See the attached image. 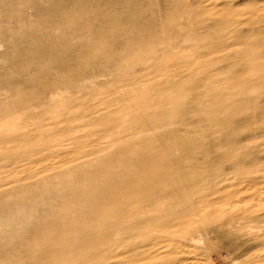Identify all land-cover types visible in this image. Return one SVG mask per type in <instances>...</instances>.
<instances>
[{
	"label": "rangeland",
	"instance_id": "rangeland-1",
	"mask_svg": "<svg viewBox=\"0 0 264 264\" xmlns=\"http://www.w3.org/2000/svg\"><path fill=\"white\" fill-rule=\"evenodd\" d=\"M0 264H264V0H0Z\"/></svg>",
	"mask_w": 264,
	"mask_h": 264
},
{
	"label": "bare ground",
	"instance_id": "bare-ground-1",
	"mask_svg": "<svg viewBox=\"0 0 264 264\" xmlns=\"http://www.w3.org/2000/svg\"><path fill=\"white\" fill-rule=\"evenodd\" d=\"M173 168V167H172ZM174 168H175V166H174ZM177 168V167H176ZM182 168V167H181ZM172 170V169H171ZM182 170V169H181ZM183 172V171H182ZM186 174V173H185ZM185 176V175H184ZM176 177V176H175ZM164 179H165V177H163ZM162 179V178H161ZM162 181V180H161ZM163 182V181H162ZM161 183V182H160ZM165 184H166V182H165ZM162 185V184H161ZM116 185H114V187H115ZM164 186V185H163ZM117 187V186H116ZM110 191V190H109ZM185 192V191H184ZM162 201V200H161ZM157 203V202H156ZM200 208V207H199ZM196 207H192V212H195L196 210ZM159 210V209H158ZM160 211V210H159ZM202 211V210H201ZM201 211H199L200 213H198V214H196V213H193V217H194V219H192L193 221H191L190 222V224L189 225H191V226H193V227H197V226H200V225H202V224H205V223H207V222H210V221H212V220H215L216 218H218V217H220V212H221V210H215V211H213L212 213L210 212L209 214L208 213H206V212H201ZM225 212V211H224ZM200 214H202V215H200ZM160 215V214H159ZM89 217H91V216H89ZM93 217V216H92ZM192 217V218H193ZM223 217V216H222ZM112 219H113V217H111ZM158 218V217H157ZM115 219V218H114ZM161 219V218H160ZM111 220V219H110ZM158 220V219H157ZM159 221V220H158ZM229 222V221H228ZM185 227H186V225H185ZM214 227V226H213ZM187 229V228H186ZM185 229V230H186ZM191 229V228H190ZM213 229V228H212ZM212 230L211 229H204L202 232H204V233H206V232H211ZM203 233V234H204ZM221 233V232H220ZM167 234V233H166ZM208 235V234H207ZM194 237V236H193ZM200 237V236H199ZM195 238V237H194ZM200 239V238H199ZM187 246L189 245V244H186ZM95 246V245H94ZM92 247V246H91ZM84 251V250H83ZM82 251V252H83ZM185 251V250H184ZM81 252V251H80ZM74 255V254H73ZM74 257H76V256H74ZM70 258H72V257H70ZM77 259V258H76ZM65 261V260H64ZM67 261V260H66Z\"/></svg>",
	"mask_w": 264,
	"mask_h": 264
}]
</instances>
